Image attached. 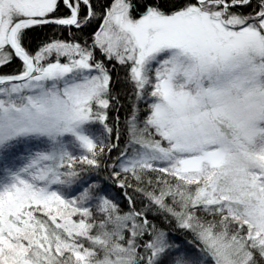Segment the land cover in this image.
Masks as SVG:
<instances>
[{
  "label": "snow or ice",
  "instance_id": "1",
  "mask_svg": "<svg viewBox=\"0 0 264 264\" xmlns=\"http://www.w3.org/2000/svg\"><path fill=\"white\" fill-rule=\"evenodd\" d=\"M14 61L0 264H264V0H0Z\"/></svg>",
  "mask_w": 264,
  "mask_h": 264
},
{
  "label": "trees",
  "instance_id": "2",
  "mask_svg": "<svg viewBox=\"0 0 264 264\" xmlns=\"http://www.w3.org/2000/svg\"><path fill=\"white\" fill-rule=\"evenodd\" d=\"M51 35H53V31H52V28H50V27L37 28V29L33 30L29 34V40L31 42V46L35 47L36 44H38L42 40H45L47 37H49ZM62 35H67V33H62ZM18 63H19L18 61H14L13 63L9 64L6 67H0V73H11V72H13L18 67ZM112 75H113L114 80H116L117 70H113ZM119 76L121 78L124 76V70L122 68H119ZM114 89L117 91H120L122 94L125 90L131 91L130 86L126 85V84H122L120 82V80H116V82L114 84ZM122 99L124 101L125 107H122L120 109L121 120H123L124 114H125V111L127 108V97L122 95ZM110 190L115 196H117L118 198H121L120 197V189L111 187Z\"/></svg>",
  "mask_w": 264,
  "mask_h": 264
},
{
  "label": "rangeland",
  "instance_id": "3",
  "mask_svg": "<svg viewBox=\"0 0 264 264\" xmlns=\"http://www.w3.org/2000/svg\"><path fill=\"white\" fill-rule=\"evenodd\" d=\"M110 190V189H109ZM110 192H111V190H110ZM112 193V192H111ZM112 195H114L113 193H112ZM118 198V197H117Z\"/></svg>",
  "mask_w": 264,
  "mask_h": 264
}]
</instances>
